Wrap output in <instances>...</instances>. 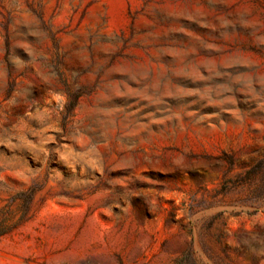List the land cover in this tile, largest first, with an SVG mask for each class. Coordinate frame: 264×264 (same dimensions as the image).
<instances>
[{
	"label": "rangeland",
	"instance_id": "obj_1",
	"mask_svg": "<svg viewBox=\"0 0 264 264\" xmlns=\"http://www.w3.org/2000/svg\"><path fill=\"white\" fill-rule=\"evenodd\" d=\"M0 264H264V0H0Z\"/></svg>",
	"mask_w": 264,
	"mask_h": 264
},
{
	"label": "trees",
	"instance_id": "obj_2",
	"mask_svg": "<svg viewBox=\"0 0 264 264\" xmlns=\"http://www.w3.org/2000/svg\"><path fill=\"white\" fill-rule=\"evenodd\" d=\"M14 226L15 224H10L5 219L0 220V236L8 233Z\"/></svg>",
	"mask_w": 264,
	"mask_h": 264
}]
</instances>
